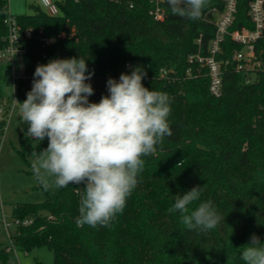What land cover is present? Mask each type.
Returning a JSON list of instances; mask_svg holds the SVG:
<instances>
[{
    "label": "trees",
    "instance_id": "16d2710c",
    "mask_svg": "<svg viewBox=\"0 0 264 264\" xmlns=\"http://www.w3.org/2000/svg\"><path fill=\"white\" fill-rule=\"evenodd\" d=\"M252 1L238 0L231 33L252 28ZM55 2L57 16L47 14L37 0L31 13L15 15L24 72L15 79L17 98L26 100L37 65L52 59L86 60L94 72L86 81L94 89L93 103L107 95V80L121 74L126 63L141 62L146 72L142 84L171 98L173 134L157 145L155 155L143 157L137 186L109 226H77L80 197L75 188L83 192L84 184L54 191L42 186L44 202L14 208L15 248L28 254L47 247L54 264H245L241 255L250 237L255 234L264 242V30L256 43L262 68L236 72L229 62L222 69V94L215 96L209 70L196 57L209 53L224 0H207L197 20L173 15L164 0L163 21L149 14L150 0ZM8 5L0 0V98L6 97L12 68L11 60L1 56L7 46ZM27 29L33 30L31 37L25 35ZM231 33L221 43L219 61H231L232 52L242 47ZM195 186L203 191L190 210L211 200L225 217L213 230L188 229L179 213L167 211L175 195ZM25 219L31 223L17 224ZM2 249L0 260L8 264V252Z\"/></svg>",
    "mask_w": 264,
    "mask_h": 264
},
{
    "label": "clouds",
    "instance_id": "9594fccd",
    "mask_svg": "<svg viewBox=\"0 0 264 264\" xmlns=\"http://www.w3.org/2000/svg\"><path fill=\"white\" fill-rule=\"evenodd\" d=\"M166 2L173 15L197 20L207 0ZM93 75L82 57L52 59L37 65L26 100L16 102L21 121L28 125L25 135L37 142L48 138L46 149L31 153L36 178L45 189L49 187L47 177L54 178L57 188L84 184L83 192L75 188L80 197L76 223L95 228L109 226L122 214L144 169L143 157L155 155L157 145L173 133L168 120L171 98L145 87L146 72L139 66L130 74L121 73L118 81L109 78L108 95L98 103L89 102L94 89L86 81ZM202 191L203 187L195 186L175 195L167 211L179 213L186 228L207 232L225 217L218 215L211 200L190 210ZM241 259L245 264H264L260 237H250Z\"/></svg>",
    "mask_w": 264,
    "mask_h": 264
},
{
    "label": "rangeland",
    "instance_id": "374dc122",
    "mask_svg": "<svg viewBox=\"0 0 264 264\" xmlns=\"http://www.w3.org/2000/svg\"><path fill=\"white\" fill-rule=\"evenodd\" d=\"M55 1V0H53ZM36 0H11L10 11L13 15H23L32 12L31 4ZM41 8L44 9L43 6ZM216 24L221 23L222 14L217 13ZM232 26V25H231ZM227 31L231 33V27ZM228 35L225 36V38ZM224 38V39H225ZM212 45V42L210 43ZM211 45L209 47H211ZM21 52L13 59L10 83L5 87V98H0V247L6 252L10 238L14 234L16 225L13 219L15 206L22 204L42 203L46 200V191L42 183L36 178L33 169V151L40 152L47 148L48 138L37 142L27 137L28 125L23 123L19 115L20 105H14L15 88L13 78L23 76ZM132 69L122 68V73L130 74L134 67L139 66L144 72L141 62L132 63ZM9 97V98H7ZM50 189H56L53 177H47ZM3 250V249H2ZM8 264H54V253L47 247H37L27 254L24 250L15 249L8 252ZM0 264H6L0 260Z\"/></svg>",
    "mask_w": 264,
    "mask_h": 264
},
{
    "label": "built area",
    "instance_id": "2783aa9c",
    "mask_svg": "<svg viewBox=\"0 0 264 264\" xmlns=\"http://www.w3.org/2000/svg\"><path fill=\"white\" fill-rule=\"evenodd\" d=\"M11 0H7L8 4ZM37 2L42 5L50 16H57L60 12L59 6L53 0H37ZM237 3L238 0H224V10L221 12L222 20L221 23H218V30L215 39L212 41V45L209 48V53L207 56L197 55L196 60L202 65L206 66L209 70L210 79V92L215 96H220L222 94V73L223 67L227 65L229 62L234 63L236 72H244L249 73L251 71L259 70L262 68L261 61L257 58L256 52V43L262 35L264 30V0H253L249 4L248 14L250 20L252 22V28L245 27L241 30L234 31L231 33V37L242 45L240 49H235L232 52L231 61L229 60H218L217 55L221 52V43L223 42L226 35L230 34L227 29L231 27L236 19L237 13ZM151 9L149 14L156 21H163L166 16V9L164 7V0H150ZM10 5V4H9ZM9 5L6 10V19L5 23L8 27L7 35L5 36V41L7 46L5 50L2 52V57H7L13 63V59L18 52H21L20 46V26L18 25V21L16 20L15 15H13L10 11ZM132 6V5H131ZM27 37H31L33 35L32 29H27L25 32ZM49 40H47V43ZM192 56L190 60H192ZM132 63L128 62L125 64L124 68L127 71L132 69ZM167 71H162V75L165 76ZM120 74L118 76L113 77L117 81L119 80ZM15 79L13 78V86L15 88ZM249 79L247 81H251ZM32 86V84H31ZM13 102L14 105L18 98L16 96V88ZM107 95V87L105 88ZM25 224L29 225L31 220L25 219L24 221H17V224ZM15 246L10 238L9 246L7 248L8 252H12L15 250Z\"/></svg>",
    "mask_w": 264,
    "mask_h": 264
}]
</instances>
